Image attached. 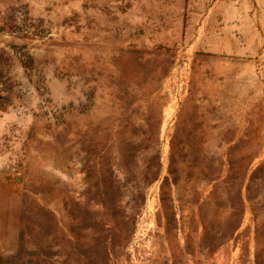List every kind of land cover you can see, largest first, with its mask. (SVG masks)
Returning <instances> with one entry per match:
<instances>
[{
	"label": "rangeland",
	"instance_id": "1",
	"mask_svg": "<svg viewBox=\"0 0 264 264\" xmlns=\"http://www.w3.org/2000/svg\"><path fill=\"white\" fill-rule=\"evenodd\" d=\"M0 264H264V0H0Z\"/></svg>",
	"mask_w": 264,
	"mask_h": 264
},
{
	"label": "trees",
	"instance_id": "2",
	"mask_svg": "<svg viewBox=\"0 0 264 264\" xmlns=\"http://www.w3.org/2000/svg\"><path fill=\"white\" fill-rule=\"evenodd\" d=\"M162 199L164 200V198L162 197ZM242 205H243V199H242ZM233 229V228H232ZM235 229V228H234Z\"/></svg>",
	"mask_w": 264,
	"mask_h": 264
}]
</instances>
